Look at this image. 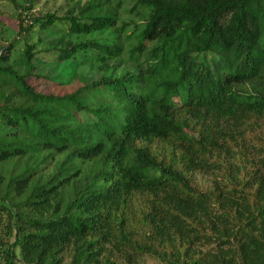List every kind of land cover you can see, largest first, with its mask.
I'll return each mask as SVG.
<instances>
[{"label":"trees","instance_id":"16d2710c","mask_svg":"<svg viewBox=\"0 0 264 264\" xmlns=\"http://www.w3.org/2000/svg\"><path fill=\"white\" fill-rule=\"evenodd\" d=\"M69 1L13 0L72 36L22 70L0 43V264H264V0ZM42 52L80 83L39 90Z\"/></svg>","mask_w":264,"mask_h":264},{"label":"rangeland","instance_id":"374dc122","mask_svg":"<svg viewBox=\"0 0 264 264\" xmlns=\"http://www.w3.org/2000/svg\"><path fill=\"white\" fill-rule=\"evenodd\" d=\"M18 2H23L28 5V0H18ZM34 8L31 13L38 15L39 13L46 12H57L62 15L67 9L70 1L69 0H33ZM132 3H125L119 11L118 22L120 26L127 22L129 24L127 30H133L135 26L140 29L143 26V19L139 16L130 13V7ZM19 13L20 10L16 8V4L13 0H0V43L7 45L12 42L11 59L10 62L17 66L18 69L22 70V53L24 51L27 42L33 43L37 46V50H42L48 47V42L52 38L61 35L69 36V23L67 22H57L55 26L51 27L50 31H42L38 26H36L27 36L19 33ZM128 30V31H129ZM87 38H98L100 33H94ZM75 38V37H73ZM41 57V58H40ZM38 58L42 61L40 62V67L38 71L41 74H50V82L47 84L42 80L35 82L36 87L39 90H44L47 92L62 93L70 91L76 85L80 83V80L72 81L70 78V72L68 68L61 63L60 66L55 64V56L48 52H42L38 54ZM57 65V66H56ZM55 68V70H54ZM197 178L201 183L213 184L215 182L216 176L211 173L198 174ZM213 247V244H205L201 248L203 250ZM141 262L145 264H158L159 261L150 256L144 255ZM15 264H24L18 257L15 260Z\"/></svg>","mask_w":264,"mask_h":264}]
</instances>
